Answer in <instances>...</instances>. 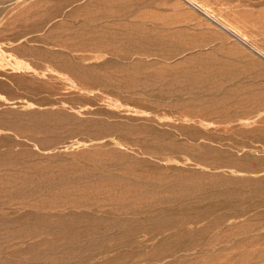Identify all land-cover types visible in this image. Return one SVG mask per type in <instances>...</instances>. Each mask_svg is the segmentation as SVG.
Masks as SVG:
<instances>
[{"label":"rangeland","instance_id":"rangeland-1","mask_svg":"<svg viewBox=\"0 0 264 264\" xmlns=\"http://www.w3.org/2000/svg\"><path fill=\"white\" fill-rule=\"evenodd\" d=\"M192 1L0 0V264H264V0Z\"/></svg>","mask_w":264,"mask_h":264},{"label":"bare ground","instance_id":"bare-ground-1","mask_svg":"<svg viewBox=\"0 0 264 264\" xmlns=\"http://www.w3.org/2000/svg\"><path fill=\"white\" fill-rule=\"evenodd\" d=\"M186 2H188L192 7H194L195 9H197L198 11H200L201 13H203L205 16L209 17V19H211L214 23H216L217 25H219L221 28L225 29L226 31L230 32V33H234L231 31V29H229L228 27H226L222 22H220L218 19H216L215 17H213L211 14H209L206 10H204L202 7H200L198 4H196L195 2H193L192 0H184ZM236 35V34H235ZM242 39V38H241ZM254 48V47H253ZM255 49V48H254ZM253 49V50H254ZM259 54H261L260 51H258L257 49H255ZM262 55V54H261ZM1 101V100H0ZM37 263V262H36Z\"/></svg>","mask_w":264,"mask_h":264}]
</instances>
